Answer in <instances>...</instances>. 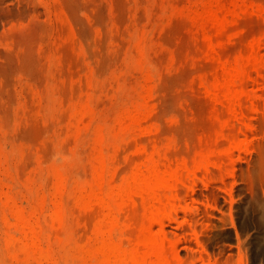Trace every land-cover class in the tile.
Listing matches in <instances>:
<instances>
[{"label": "rangeland", "instance_id": "374dc122", "mask_svg": "<svg viewBox=\"0 0 264 264\" xmlns=\"http://www.w3.org/2000/svg\"><path fill=\"white\" fill-rule=\"evenodd\" d=\"M0 264H264V0H0Z\"/></svg>", "mask_w": 264, "mask_h": 264}]
</instances>
